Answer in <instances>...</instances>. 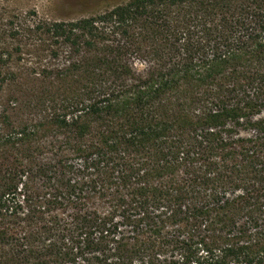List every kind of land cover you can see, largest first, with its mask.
Masks as SVG:
<instances>
[{
    "label": "trees",
    "instance_id": "trees-1",
    "mask_svg": "<svg viewBox=\"0 0 264 264\" xmlns=\"http://www.w3.org/2000/svg\"><path fill=\"white\" fill-rule=\"evenodd\" d=\"M31 31L35 68L2 80L0 264H264V0Z\"/></svg>",
    "mask_w": 264,
    "mask_h": 264
},
{
    "label": "rangeland",
    "instance_id": "rangeland-1",
    "mask_svg": "<svg viewBox=\"0 0 264 264\" xmlns=\"http://www.w3.org/2000/svg\"><path fill=\"white\" fill-rule=\"evenodd\" d=\"M125 0H0V110L8 97L2 80L9 69L22 74L35 68L40 21H69L100 13ZM28 72H31L27 70ZM2 86V87H1Z\"/></svg>",
    "mask_w": 264,
    "mask_h": 264
}]
</instances>
